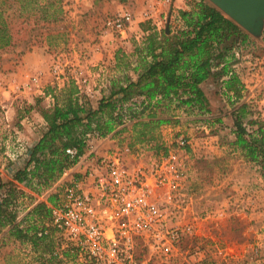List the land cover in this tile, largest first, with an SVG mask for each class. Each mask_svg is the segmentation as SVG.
I'll use <instances>...</instances> for the list:
<instances>
[{
  "label": "rangeland",
  "instance_id": "1",
  "mask_svg": "<svg viewBox=\"0 0 264 264\" xmlns=\"http://www.w3.org/2000/svg\"><path fill=\"white\" fill-rule=\"evenodd\" d=\"M49 1H56L61 10L56 20L40 19L43 14L40 7L28 17L26 9L21 16L9 19L11 43L0 48V168L3 163L9 166L10 157L17 154L15 162L27 149L19 139V129L24 127L21 121H38L41 110L52 106L54 100L51 93L46 92L48 87L58 91L72 79L96 103L100 95L107 93L109 80L120 74L115 68L116 51L130 52L133 41L142 37L140 24L145 22L156 28L158 23L157 30L169 24L177 29L182 25L177 10L188 9L192 2ZM46 2L39 0L40 5ZM19 4L12 3L16 9ZM147 9L153 11L150 19L143 16ZM123 11L131 12L133 20L121 35L108 28L107 21ZM249 35L250 42L235 51L237 60L232 67L244 88L242 98L234 107L245 102L251 118L264 120V23L259 35ZM33 78L36 82H32ZM203 86L212 114L201 116L176 109L174 116L178 122L161 125L156 130L155 140L132 146L129 145L131 125H121L118 129L125 127V130L110 133L95 142V153L103 155L116 146L129 145L133 154H138L135 160L148 164L174 148L178 134L185 135L188 180L181 222L193 225L197 237L183 243L182 248L200 251L207 264H217L218 259L213 254L216 245L224 247L241 264H264L263 176L256 164L245 160L239 151L229 146L234 139L232 108L224 94L222 80L211 77ZM217 116L221 117V122H212ZM204 118L207 120H200ZM19 148L22 154L16 152ZM62 183L57 179L40 195L29 189L24 188V191L35 197L33 202L45 200L48 195L61 191ZM232 184L238 189H231ZM22 201L18 206L20 218L31 204L27 197ZM55 237L62 247L70 246L60 232H55ZM137 250L139 254L144 253L141 239L137 241ZM75 263L84 264L78 255ZM0 264L38 262L30 246L12 241L0 232Z\"/></svg>",
  "mask_w": 264,
  "mask_h": 264
},
{
  "label": "trees",
  "instance_id": "2",
  "mask_svg": "<svg viewBox=\"0 0 264 264\" xmlns=\"http://www.w3.org/2000/svg\"><path fill=\"white\" fill-rule=\"evenodd\" d=\"M13 2H19V8ZM46 5H40L39 0H0V48L11 43L8 23L12 16H21L27 9L29 17L40 7V19L56 20L61 11L57 2L47 0ZM177 13L182 24L177 29L169 24L160 30L140 24L142 37L133 41L130 52L116 51L115 68L120 74L109 80L107 93L96 103L72 79L58 91L46 89L54 101L41 110L46 122L42 135L13 163L10 178L0 174V232L30 246L38 264H76V251L62 247L55 237L58 230L51 223L49 204L56 202L57 194L33 202L35 197L20 185L38 195L48 189L86 150L87 132L105 136L130 124L132 146L155 140L161 125L178 122L176 109L201 116L212 114L200 86L211 77L222 80L232 108L234 139L229 146L256 164L264 179V120L251 118L245 102L234 107L244 88L232 67L237 60L235 51L250 42L249 33L208 0H192L188 9H178ZM221 120L217 116L212 122ZM67 147L77 150L74 157L66 153ZM23 197L31 204L20 218L18 206Z\"/></svg>",
  "mask_w": 264,
  "mask_h": 264
},
{
  "label": "built area",
  "instance_id": "3",
  "mask_svg": "<svg viewBox=\"0 0 264 264\" xmlns=\"http://www.w3.org/2000/svg\"><path fill=\"white\" fill-rule=\"evenodd\" d=\"M152 12L145 10L144 18L150 19ZM132 20L131 12L123 11L108 19L107 26L122 35ZM105 137L97 131L86 133V150L74 163L79 170L68 174L67 169L61 175L62 189L49 204L52 225L81 262L207 264L200 251L182 248L197 237L193 225L181 222L188 180L186 136L178 134L175 147L148 164L135 160L138 154L129 145L96 155L95 142ZM65 151L71 157L77 153L73 147ZM138 239L143 242L142 254ZM213 254L217 264H241L222 246L216 245Z\"/></svg>",
  "mask_w": 264,
  "mask_h": 264
},
{
  "label": "water",
  "instance_id": "4",
  "mask_svg": "<svg viewBox=\"0 0 264 264\" xmlns=\"http://www.w3.org/2000/svg\"><path fill=\"white\" fill-rule=\"evenodd\" d=\"M244 30L259 35L264 23V0H208Z\"/></svg>",
  "mask_w": 264,
  "mask_h": 264
},
{
  "label": "crops",
  "instance_id": "5",
  "mask_svg": "<svg viewBox=\"0 0 264 264\" xmlns=\"http://www.w3.org/2000/svg\"><path fill=\"white\" fill-rule=\"evenodd\" d=\"M209 79H207L206 81L202 82L200 84L202 90L204 91L203 89V85L204 83H206ZM205 93V91H204ZM102 95H100L101 97ZM26 119L27 117H23L22 119ZM22 125L24 126L21 130L19 129V139H21L22 141V144H25V147H28L30 146L31 144H33L34 142H36L40 136L42 135V132L44 131L45 129V126H46V122L43 118L42 115H40L38 121H28V122H25L24 123V120L21 121ZM37 130V131H36ZM16 152H19L22 154L21 152V149L19 148ZM17 156V154H15V157ZM15 157H10L11 158V162H10V165L8 166L7 164L5 165L4 163L2 164V168H0V174L2 176V178L4 179H7V178H10L11 177V172H12V167H13V163H14V159ZM21 158V156L19 155V157L16 158V161H19ZM79 164H74L73 166H71L69 168V173L68 174H75L78 170H79ZM2 169H5V172H3ZM60 181L62 182V180L65 179V176H61L60 178ZM21 188H25V190L27 189L25 186L23 185H20ZM231 189H238V187H235L234 184H232L230 186Z\"/></svg>",
  "mask_w": 264,
  "mask_h": 264
}]
</instances>
